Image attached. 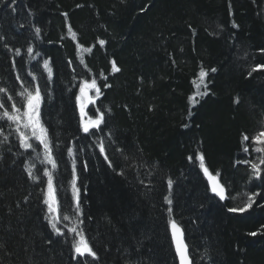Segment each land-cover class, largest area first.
Instances as JSON below:
<instances>
[{
	"label": "trees",
	"instance_id": "trees-1",
	"mask_svg": "<svg viewBox=\"0 0 264 264\" xmlns=\"http://www.w3.org/2000/svg\"><path fill=\"white\" fill-rule=\"evenodd\" d=\"M0 37V101L24 111L17 94L39 85L57 164L46 162L23 120L35 150L20 147L15 123L0 120V264H177L170 218L193 264H264V166L253 176L244 162L264 155L251 139L264 128V0H0ZM93 80L86 114L104 119L85 133L76 97ZM198 156L224 186L223 200ZM45 168L63 235L45 218ZM250 196L245 212L228 211ZM72 227L96 258L75 253Z\"/></svg>",
	"mask_w": 264,
	"mask_h": 264
},
{
	"label": "snow or ice",
	"instance_id": "snow-or-ice-1",
	"mask_svg": "<svg viewBox=\"0 0 264 264\" xmlns=\"http://www.w3.org/2000/svg\"><path fill=\"white\" fill-rule=\"evenodd\" d=\"M16 0H12V4H15ZM15 9H13L14 11ZM71 28H69V32H71ZM41 32V29L39 27L35 28V33L37 36H39ZM0 39H3V37H0ZM101 44H103V41H100ZM7 48V45H5ZM79 47V45H78ZM11 50V49H10ZM28 53L33 52V48L30 45L27 48ZM16 55H19L20 49H15ZM36 55H39V53H36ZM15 67V65H13ZM44 67L48 70V75L51 77L52 75V70L49 67V61L45 60L44 61ZM257 67H264V65H258ZM113 70L114 71H119V69L116 68L115 63H113ZM215 71V69H213ZM31 74V73H30ZM207 75V73L201 69L200 72V82L203 83L204 77ZM17 79L19 80L20 77L17 76ZM33 79H36V77H33ZM107 86V85H105ZM90 88H96V83L93 80L92 82H87L85 81L80 89L81 95H78L76 97L77 102L79 103L80 106V112H81V127L85 133H89L90 128H98L101 123H103L104 119V113L98 111V115H96L95 119L89 118L87 122L84 120V103L82 102L83 96L85 95L86 91ZM7 89L5 88H0V93H6ZM97 95H99V89H96ZM200 94V93H198ZM22 98L23 101V108L24 111H21L20 107H17V104L13 103L11 105V108L9 109L6 105L5 101H0V109H3V111H0V120H6L13 122L17 125L16 131L19 133V141H20V147L24 149H30L33 148V145L29 143L30 137L26 135L24 132L20 131V122L21 120L24 121L23 127L26 129L31 130V137L35 138L41 145H43L44 149V156L45 160L47 163L52 165V168L55 169L57 167L56 161L53 159L52 155V149L50 147V142L49 138L47 135V129L43 126L41 123V89L39 85H37L34 89V91L30 88L25 87L22 92L18 93ZM14 99L13 96H8L7 100L12 101ZM91 99V98H89ZM190 99H192L190 97ZM249 139L248 136H244L243 140L247 141ZM252 141L255 144L258 145H264V128H262L255 136H253ZM4 140H7V137H4ZM100 153L103 154L105 152V146L101 142L99 145ZM33 150H35L33 148ZM243 151L247 152L248 148L245 147ZM257 152L264 153V147H259L256 149ZM73 153L72 148H68V154L71 156ZM200 160V167L204 171V175L209 178V181H211V191L215 193L221 200L225 198L224 196V189L223 186H221L218 182L215 181V178L210 175L209 170L204 166V161L202 156L197 157ZM105 159L107 160L108 157L105 156ZM245 163H248L250 165V168L252 169V174L254 176H260L261 174V166H264V155H262L259 158V162H250V161H244ZM111 166V165H110ZM87 165H85V168ZM35 168L34 164H27L26 165V171L28 172L29 177L33 180L36 181L40 179L36 175V173L33 171ZM219 175V173H217ZM43 176L47 177V187L46 190L43 192V204L47 206V212L45 214V218L48 220V224L52 228V230L57 234V235H63L62 230L57 227V224L59 223L61 217L58 214V202H57V188L54 186V175L52 172H50L47 168L44 169ZM73 179L71 181V188H72V199L75 201V213L77 217L80 214V200H79V189L76 186V170L75 167H73V172H72ZM43 182V181H41ZM169 187L171 188L172 186V181H168ZM27 199V197L25 198ZM165 200L171 204L172 201L168 198L165 197ZM252 207V197H249L248 203L244 205V207L240 208H231L228 211L230 212H245L248 208ZM169 212H171V209H169ZM63 220H68L69 216L67 214L62 216ZM169 224L171 226L172 230V239L174 242V247H175V254L176 257L179 259V264H191L189 255H188V246L184 242L183 239V233L182 230L179 228V226L176 224L174 220L171 218L169 219ZM69 233H75L78 239L74 238L72 241V248L74 249L75 253L78 254L79 256H84L85 253L90 255L93 258H96V252L90 247L88 241L85 239L84 234H83V229L78 230L77 227H72L69 228ZM252 235H256V233H252ZM76 257L74 256L73 259Z\"/></svg>",
	"mask_w": 264,
	"mask_h": 264
},
{
	"label": "water",
	"instance_id": "water-1",
	"mask_svg": "<svg viewBox=\"0 0 264 264\" xmlns=\"http://www.w3.org/2000/svg\"><path fill=\"white\" fill-rule=\"evenodd\" d=\"M81 94V93H80ZM83 98H84V104L85 105H88L93 99H92V97H90V92H89V90H87L86 91V93H85V95L83 96ZM89 98H91V99H89ZM84 112H85V109H84ZM78 113H79V115H81V112H80V106H78ZM211 175V174H210ZM212 176V175H211ZM214 177V176H213ZM205 178L207 179V181H208V184H209V186H210V189H211V181H209V178L207 177V176H205ZM215 178V181L216 182H218L220 185H221V183L218 181V179H216V177H214ZM222 186V185H221ZM223 189H224V187H223ZM224 193H225V189H224ZM175 221V220H174ZM176 222V221H175ZM176 224L179 226V228L182 230V233H183V239H184V242L186 243V241H185V238H184V232H183V229H182V227L176 222ZM168 231H169V235H170V239H171V242H172V247H173V250H174V253H175V247H174V242H173V239H172V230H171V226H170V224L168 225ZM187 244V243H186ZM188 255H189V249H188ZM175 256H176V254H175ZM189 258H190V256H189ZM176 259H177V262H178V264H179V259H178V257H176ZM190 261H191V258H190Z\"/></svg>",
	"mask_w": 264,
	"mask_h": 264
},
{
	"label": "bare ground",
	"instance_id": "bare-ground-1",
	"mask_svg": "<svg viewBox=\"0 0 264 264\" xmlns=\"http://www.w3.org/2000/svg\"><path fill=\"white\" fill-rule=\"evenodd\" d=\"M82 102L84 103V98L82 99ZM85 105V104H84ZM78 106H79V103L77 102V112H78ZM86 106V105H85ZM85 113V115H84V120H85V122H87L88 120H89V117L87 116V114H86V111L84 112ZM78 115H79V113H78ZM80 116V118H81V115H79ZM81 121V120H80ZM80 126H81V123H80ZM203 174H204V171H203ZM177 264H178V262H177ZM191 264H193V262H192V260H191Z\"/></svg>",
	"mask_w": 264,
	"mask_h": 264
},
{
	"label": "rangeland",
	"instance_id": "rangeland-1",
	"mask_svg": "<svg viewBox=\"0 0 264 264\" xmlns=\"http://www.w3.org/2000/svg\"><path fill=\"white\" fill-rule=\"evenodd\" d=\"M90 91V90H89ZM91 94V93H90ZM27 132H28V130H27ZM30 135H31V130L29 129V132H28ZM32 138V137H31ZM35 139V138H34ZM37 142H39V141H37ZM42 146V148H43V145H41ZM44 150V149H43ZM254 176V175H253ZM250 178H252V175H250L249 176ZM46 182H47V179H46ZM46 187H47V183H46ZM45 190H46V188H45ZM225 196V195H224ZM46 209H47V206H46ZM168 225H169V223H168Z\"/></svg>",
	"mask_w": 264,
	"mask_h": 264
}]
</instances>
